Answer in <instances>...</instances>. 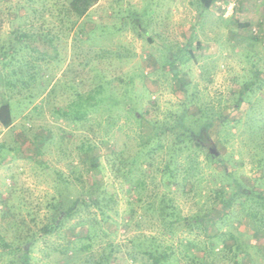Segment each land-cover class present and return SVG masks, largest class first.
I'll return each instance as SVG.
<instances>
[{"label":"rangeland","instance_id":"1","mask_svg":"<svg viewBox=\"0 0 264 264\" xmlns=\"http://www.w3.org/2000/svg\"><path fill=\"white\" fill-rule=\"evenodd\" d=\"M50 2L0 0V44L19 23L53 37L38 51L27 39L15 46L9 66L0 60V74L25 81L6 87L0 76V107L8 102L13 118L0 113V264L28 237V264H150L140 241L167 253L160 264H264V8L250 0L224 16L207 0H98L71 13L72 24L54 9L40 15ZM250 81V103L234 108ZM181 113L212 119V150L223 162L191 147L175 156L169 178L162 149L127 180L107 164L116 142L126 169L146 122L171 124ZM173 138L164 134L162 144ZM83 142L95 146L85 153ZM225 168L260 197L225 205ZM93 183L111 195L106 219L81 203L43 234L51 204ZM174 213L195 223L178 224Z\"/></svg>","mask_w":264,"mask_h":264},{"label":"trees","instance_id":"2","mask_svg":"<svg viewBox=\"0 0 264 264\" xmlns=\"http://www.w3.org/2000/svg\"><path fill=\"white\" fill-rule=\"evenodd\" d=\"M49 6L42 7V9L39 11L40 15L44 14L45 11L51 12L56 11V15H62L65 17V19L68 21H71L70 14L73 13L76 16H81L86 13L87 9L93 6L98 0H50ZM250 0H242L238 6L241 3H248ZM254 2V6H259L261 9L264 8V3L257 0H252ZM208 4L213 3L214 0H207ZM16 10V9H15ZM72 24L76 22V20L71 21ZM25 23H19L17 27L12 31V39L5 44H0V51L3 55V57H0V60L2 61V67L9 66L8 60L6 57L8 55H13V51L15 49V46H21L25 43L26 39L32 43L31 49L34 51H38V48L35 47L36 44H40L44 48L49 47L52 45L53 37L42 34V33H28L23 30ZM244 26H250L249 24L245 23ZM30 46V45H29ZM11 49L12 51L7 53V50ZM56 58L59 55L58 48L56 46ZM53 51V52H54ZM43 55L47 53L46 50L40 51ZM42 55V56H43ZM53 58V56H51ZM7 61V62H6ZM171 68L174 69L173 74L177 76L178 70L175 65V60L171 57H168L167 61ZM10 64V62H9ZM11 73L15 76L18 73V69H13ZM1 81L4 86L8 87L10 85H16L19 82L24 83L25 81L21 79V77H15L13 81L11 82L10 79H8L7 74H0ZM254 84V81H250L247 83H244L243 86V92H241L237 98L234 108L238 106L241 102L250 103V97L252 93L251 86ZM251 91V92H250ZM249 92V93H248ZM8 113L9 115V122L10 120H13L11 116V109L9 107L8 102L4 104V106L0 107V113ZM3 116H1L2 118ZM143 117L142 115H138L137 120H141ZM221 118V117H220ZM2 121L4 119H1ZM4 125H8V121H3ZM220 122H225L223 118L220 119ZM213 126L212 119L204 114L196 115L192 118H187L184 113H181L180 115L176 116V119L171 121V124H163L158 125L156 122L147 121L146 126L141 128V133L138 137L137 144L138 149L137 151L128 158L129 162L127 168L125 169V165H121L122 162L118 161L121 160L117 152H120L121 149L117 148L118 145L115 142V145L111 148V153L107 155V164L114 170L115 172L122 173L123 177L127 180V178H131L132 176V170L133 166H138L139 168H142L143 165L147 166L149 165V157L152 156V154L158 150H164L168 154V160L164 163V173L167 174V171L169 172V178H174L175 176L171 173L170 166L171 164H174L175 162V156L182 153L183 151L189 150L191 147L198 148L200 150H203L207 158L218 161L219 163L223 162V158L218 153L217 149L212 150V147L214 146L209 130ZM166 133H172L174 135L173 142L171 145H163L162 144V138L163 135ZM1 146V145H0ZM95 145L93 144H86L83 142L82 145H80V149L84 151L85 153H88ZM191 150V149H190ZM216 150V151H215ZM93 162V167L96 168V170L101 171L102 167L99 164V160L97 158L92 157L91 159ZM174 170V169H173ZM127 174V175H124ZM225 178L229 180L228 188L230 190H226L227 197L224 199L223 203L227 206H233V204H237L238 202H242V198H252L260 197L254 195V192L252 189H249L246 185H244L234 174L233 171H229L225 168ZM91 185L90 189L86 194H83L82 192L75 198L70 199L69 202H64L63 200H58L56 203L51 204L50 208V217L49 222L47 225L41 228L42 233L46 234L53 230L58 229L61 227L66 219L71 217L74 213L77 212V208L79 204L90 202L92 205L96 206L99 210L100 215L105 220L106 214L108 210L111 209L110 202L112 201L111 195H107V191L101 190L102 186L98 185L96 186ZM222 191L224 189L222 188ZM1 202L6 205L7 200L6 198H2ZM174 217L176 218V221L178 224H182L184 221V224L191 225L193 222L192 219L187 217H182L179 215V213H174ZM198 218V217H197ZM196 217H194L195 221L197 220ZM190 219V220H189ZM201 218H198L197 221H200ZM228 233H231L230 230L227 231ZM238 231V229L236 230ZM232 236V233L230 234ZM33 243V239H30L29 237L22 241L16 242L14 245H10V249L15 255L14 261H12L10 264H28V252ZM143 252H145L148 257L151 259L150 264H160L165 263L168 260V255L164 251L162 252H156V249L152 252V245L145 244L143 241H140L137 243V245Z\"/></svg>","mask_w":264,"mask_h":264},{"label":"built area","instance_id":"3","mask_svg":"<svg viewBox=\"0 0 264 264\" xmlns=\"http://www.w3.org/2000/svg\"><path fill=\"white\" fill-rule=\"evenodd\" d=\"M242 0H214V3L218 6V8L222 11L224 16L232 15L236 8L238 7V4ZM262 1V0H257ZM253 32H256V28H251Z\"/></svg>","mask_w":264,"mask_h":264}]
</instances>
